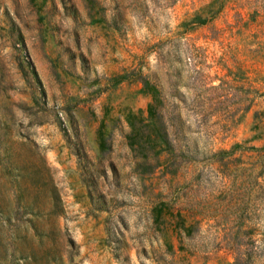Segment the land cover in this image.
<instances>
[{
  "label": "rangeland",
  "instance_id": "rangeland-1",
  "mask_svg": "<svg viewBox=\"0 0 264 264\" xmlns=\"http://www.w3.org/2000/svg\"><path fill=\"white\" fill-rule=\"evenodd\" d=\"M138 73L175 173L134 167ZM263 143L264 0H0V264H264Z\"/></svg>",
  "mask_w": 264,
  "mask_h": 264
},
{
  "label": "trees",
  "instance_id": "trees-1",
  "mask_svg": "<svg viewBox=\"0 0 264 264\" xmlns=\"http://www.w3.org/2000/svg\"><path fill=\"white\" fill-rule=\"evenodd\" d=\"M138 79L150 98L146 105V116L130 111L126 119L129 129L125 133V139L136 160L134 167L139 172H151L162 166L166 172L175 173L183 159L196 160L198 153L204 156L197 147L179 140V122L174 124L170 118L169 123L166 121L163 97L158 87L145 74L138 73ZM171 125H174L173 129L170 128ZM250 148L256 150L264 160V143L259 146L250 145ZM230 151L231 149H217L211 153L219 155ZM151 221L157 228L170 221L177 237L181 229L187 231L190 227V224H184V215L179 210L173 211L162 201L151 208ZM165 246L168 249L171 243L166 241Z\"/></svg>",
  "mask_w": 264,
  "mask_h": 264
}]
</instances>
